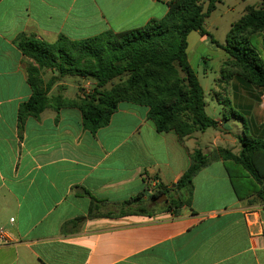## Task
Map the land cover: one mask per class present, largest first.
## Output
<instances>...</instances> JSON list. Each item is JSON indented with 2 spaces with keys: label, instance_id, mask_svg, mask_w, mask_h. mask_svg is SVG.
Wrapping results in <instances>:
<instances>
[{
  "label": "crops",
  "instance_id": "0c3cea01",
  "mask_svg": "<svg viewBox=\"0 0 264 264\" xmlns=\"http://www.w3.org/2000/svg\"><path fill=\"white\" fill-rule=\"evenodd\" d=\"M168 1L0 0V229L7 236L0 264H264V151L254 157L260 188L245 195L232 166L241 164L227 154L198 173L191 194L175 188L195 150L239 156L247 137L264 143V87L239 75L216 78L210 99L205 92L216 127L183 143L174 130L157 131L148 107L128 102L95 133L78 108L62 102L21 123V105L33 95V61L20 37L54 44L118 34L163 18ZM255 47L264 62L263 36ZM42 76L49 82L53 71ZM66 78L50 96L76 99L81 86L67 98ZM230 127H245L248 136ZM160 184L171 197L186 193L190 205L170 209L163 195L150 201ZM141 192L145 212L124 206Z\"/></svg>",
  "mask_w": 264,
  "mask_h": 264
},
{
  "label": "trees",
  "instance_id": "16d2710c",
  "mask_svg": "<svg viewBox=\"0 0 264 264\" xmlns=\"http://www.w3.org/2000/svg\"><path fill=\"white\" fill-rule=\"evenodd\" d=\"M220 2L169 0V11L159 20L153 19L137 29L118 34L109 32L85 41L61 37L57 43L50 44L33 36L20 37L19 48L33 61L27 67L33 95L21 105V123L28 116L38 117L52 103L62 102L65 106L78 108L84 126L95 133L110 124L121 103L128 102L148 107V118L157 131L174 130L181 143L194 133L215 128L217 122L206 112L205 90L189 62L188 37L194 31L207 34L205 21ZM257 33L264 34V3L260 7L248 6L244 16L229 31L226 45L217 44L232 58L231 71L226 68L229 63H224L225 77L239 75L264 87V62L252 42V36ZM43 70L53 71L49 82L44 81ZM68 76L91 79L95 82L93 91L85 94L79 87L76 99L66 101L50 96L56 83ZM117 79L120 82L115 84ZM242 144L239 156H233L225 149L210 155L201 149L195 150L190 166L175 185L176 191L186 190L191 194L198 173L226 154L243 165L253 177L260 178L254 157L264 151V143L247 137ZM144 195L145 192H141L124 202V206H136V211L145 212L141 200ZM162 195L167 197L170 209L190 205L188 199L171 197V190L162 184L150 196V201L155 202Z\"/></svg>",
  "mask_w": 264,
  "mask_h": 264
},
{
  "label": "rangeland",
  "instance_id": "374dc122",
  "mask_svg": "<svg viewBox=\"0 0 264 264\" xmlns=\"http://www.w3.org/2000/svg\"><path fill=\"white\" fill-rule=\"evenodd\" d=\"M263 3L264 0H221L217 6V10L214 11L205 21L204 28L207 34L202 35L200 32L194 31L189 35V62L192 68L195 70L198 79L206 92L207 99H210V87H215V79L225 77L223 73V69L225 68L224 63H229V66H226L227 69L230 71L233 69L231 67L232 58L225 50L218 46L217 43L226 45L229 31L231 30L232 26L238 23V21L244 16L246 12L245 8H247L249 5L260 7ZM258 36L264 37V34L257 33L256 35L252 36V42L255 46H257L258 43ZM81 79H86L89 81L91 80L88 78H78L72 76H68L66 78V82L69 86V90L65 93L67 98L74 97V95L77 93V86L82 87L84 83L77 82V80ZM119 82L120 80L118 79L114 81L115 84ZM107 88L110 89L111 84L108 85ZM82 89L85 94L87 91H90L89 93L93 91L92 88L87 87H82ZM54 95L57 96V93H54ZM207 112H210V110L208 109ZM226 113L224 112L223 114H226L228 118H231V121L234 124L241 126V122L234 118L233 111L231 112L227 109ZM230 128L231 133L234 136L241 134L244 138L247 135L243 134L245 127ZM238 149H242L240 144L238 145ZM233 165L236 169V172L238 173L235 176V181L243 188L242 194L245 195L249 190L253 191L255 188H260V183L253 177V175L246 171L241 165L232 164V166ZM183 198H187L186 193L183 194ZM165 200L163 199V201Z\"/></svg>",
  "mask_w": 264,
  "mask_h": 264
},
{
  "label": "built area",
  "instance_id": "2783aa9c",
  "mask_svg": "<svg viewBox=\"0 0 264 264\" xmlns=\"http://www.w3.org/2000/svg\"><path fill=\"white\" fill-rule=\"evenodd\" d=\"M262 100L264 102V93L262 95ZM0 241H2V242H6L7 241V236H6V233H5L4 229H0Z\"/></svg>",
  "mask_w": 264,
  "mask_h": 264
},
{
  "label": "water",
  "instance_id": "95a60500",
  "mask_svg": "<svg viewBox=\"0 0 264 264\" xmlns=\"http://www.w3.org/2000/svg\"><path fill=\"white\" fill-rule=\"evenodd\" d=\"M165 197V195H163Z\"/></svg>",
  "mask_w": 264,
  "mask_h": 264
}]
</instances>
